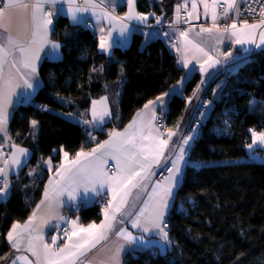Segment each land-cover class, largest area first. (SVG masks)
Listing matches in <instances>:
<instances>
[{"label": "trees", "instance_id": "obj_1", "mask_svg": "<svg viewBox=\"0 0 264 264\" xmlns=\"http://www.w3.org/2000/svg\"><path fill=\"white\" fill-rule=\"evenodd\" d=\"M180 2L137 0L136 6L140 13L170 19ZM51 39L60 45L61 58L41 62V88L30 103L16 107L8 125L12 142L29 149L30 157L11 177L7 199L0 201V256L10 252L5 237L12 224L25 222L41 197L48 178L44 163L50 158L53 166L58 164L61 148L71 153L94 145L88 129L66 116L87 120L91 101L109 96L112 117L102 131L94 133L100 142L110 130L123 128L149 100L168 92L183 75L159 39L142 48V37L136 35L127 48H115L107 57L98 52L94 33L71 26L65 17L53 22ZM219 79L203 94L209 112L201 121L166 217L169 249L126 253L122 264H264V164L248 161L246 152L249 129L264 131V51L252 55L231 75L219 99L211 102ZM123 81L124 98L134 93L130 105L116 96ZM198 84V75H193L185 82L183 94L169 99L166 128L180 122ZM253 100L254 110H250ZM33 120L37 121L35 138ZM67 215L78 217L82 224L101 219L95 204L82 207L76 216Z\"/></svg>", "mask_w": 264, "mask_h": 264}, {"label": "snow or ice", "instance_id": "obj_2", "mask_svg": "<svg viewBox=\"0 0 264 264\" xmlns=\"http://www.w3.org/2000/svg\"><path fill=\"white\" fill-rule=\"evenodd\" d=\"M63 4L68 5L66 14L70 15L74 22L77 21V13L88 12L90 9L96 16L97 22L108 21L107 36L103 27L99 29L101 33L99 48L102 52H110L114 44L120 42L118 39L115 41L111 39L113 31L117 28L119 36L124 37L129 27L127 21L137 20L143 23L148 19V16L135 12L134 0H127L128 11L124 16L115 14L117 6L115 0H83V4H77L76 0H0V134L3 140L0 143V165H2L0 195L7 194L10 171L21 168L30 155L29 149L12 142L11 136L8 135L9 107L12 104V97L16 95L15 89L20 87L17 77L23 80L25 90H34L37 86V63L41 52L47 45H50L54 51L60 47L49 39V35L53 16L65 12L63 7L56 6ZM200 4L203 5L204 16L207 18L210 15L212 20L211 27H200L201 33L216 31L221 33L217 37L221 41L224 34H227L229 38H234L233 42L236 44H256L255 30L264 27V4L259 8L261 18L259 23L249 24L247 20H242L238 25L237 20H232L230 24L225 22L222 26L217 23L219 19L217 7L223 5L221 15L225 21L230 19L232 10H235L236 16L239 17L237 0H200ZM197 7L196 0H192V12L188 13L189 17L196 13ZM181 8H187V0L184 4L176 5L177 22L180 20ZM245 11L254 12L256 9L249 6ZM14 20L19 21L15 33L12 30ZM156 21L160 23L161 18L156 17ZM164 35L167 36L168 33ZM187 35V31H180V37L184 38V55L177 62L182 64L183 68H188L190 62L187 56L188 45H191L196 53L207 57L203 63H200L199 58L193 57L199 63L201 72L220 63L219 59H213L204 48L188 40ZM259 38L260 44L256 45L257 47L264 45V32L259 34ZM177 51L180 52L181 49L177 48ZM17 53L19 60L16 58ZM220 55L230 57L232 53L225 52ZM5 65L14 69V73L9 71L6 76ZM21 66L28 71V75L21 72ZM187 79L188 74H185L168 92L157 96L155 100H149L144 105V111L137 112L123 131L112 129L107 133L109 137L107 140L97 142L96 146L89 150L81 148L71 159L69 153L64 151V162L56 167L55 176L49 177L43 198L32 214L23 225L13 223L7 232L6 239L11 251L5 256H0V260L4 261V264H121L120 254L124 250V244L120 243L121 239L129 244L136 240L145 243L143 234L134 237L125 227L117 226L126 222L130 223L132 228L141 229L142 233H152L161 241L170 243L166 231L165 213L173 196V189L179 184L181 164L187 163L185 160L187 146L193 140V135H181L179 142L173 143L171 153L166 158L165 150L169 149L172 138L177 136L180 124L177 123L175 130L165 128L162 132L160 129L164 126L161 124L160 127H156L153 121L157 119V108L161 116L166 112L168 101L165 97L171 98L183 94V84ZM199 87L198 85L193 92L194 97ZM106 100L107 97H102L98 101H92V120H83L84 124L99 125L100 127L94 130H102L103 124L106 123L105 118L111 115ZM191 100L192 97H189L188 102L191 103ZM255 103L254 100L249 101L250 110H254ZM97 105L101 107L98 109ZM43 110L49 109L43 106ZM149 113L150 118L145 121L144 116ZM204 114L200 113L202 117ZM224 123L228 125L227 120ZM36 125L37 121H31L34 130ZM249 132L251 143L246 147L255 155L256 147L264 146V131L249 129ZM31 135L35 138L34 131ZM88 135L91 140L96 139L91 131ZM165 135L166 138H163ZM5 145L11 149L7 156L3 152ZM60 151L63 149L61 148ZM109 158L115 161L114 170L108 168ZM162 158L168 175L152 181L151 178L156 175L153 168L160 165ZM45 163L51 170V159L49 158ZM134 189L139 190L135 196L138 204L130 205L129 198ZM81 190L85 197L89 193L97 197H110L103 204V219L99 223L93 221L84 225L79 223L78 217L67 219L61 214L60 209L65 206L76 207L74 202ZM142 194L145 195L142 197ZM64 197L67 199L65 200ZM52 220L64 221L70 225L69 228H61L59 223L51 226L58 234L63 232L65 240L62 243L57 242L58 234L50 237V243L45 241L44 228ZM110 237L116 239L112 242V247L103 250L102 257L89 256L97 245L102 241H108ZM147 243L151 244L152 241L149 240ZM25 253H30L34 259H30Z\"/></svg>", "mask_w": 264, "mask_h": 264}, {"label": "crops", "instance_id": "obj_3", "mask_svg": "<svg viewBox=\"0 0 264 264\" xmlns=\"http://www.w3.org/2000/svg\"><path fill=\"white\" fill-rule=\"evenodd\" d=\"M115 2L117 5L115 8V14L118 16H124L125 13H127V11H128L127 0H115ZM196 2L198 5L197 11H196V13H193L192 17L188 16V13L192 12V9H191L192 0H187V8H181L180 16L184 15L185 21H187V22H183L181 17H180V20L177 22V20H176V6L173 8L172 15L169 19V26L168 27H169V34L174 38V41L170 45H167L166 43H164V45L168 48L169 52L172 55H174L177 66L183 71L182 77L185 76V74H188V79H189L193 75H198V77H199V84L198 85L200 86L199 91L197 92V95L191 100V103H189L187 101V105H186L184 114L182 116V119L179 122V124H180L179 132H178L177 136H174L172 138V141L169 142V149L165 150V157L166 158L169 157V154L171 153V148H172L173 143L179 142L180 136L184 133V131L188 127L190 120L192 118V114H194L200 121H203L207 117L208 112H209V106L206 110H200L199 105L202 102V97H203L204 92L206 91L208 86L214 81V79H216L218 76H220L222 71L226 68L229 69V71L232 75L237 73V71H239V69L243 65L247 64L251 60L252 55H254L257 52L264 51V45H260V47L256 46V45L260 44L259 34L261 32H264V27L257 28L255 30V32H256V36H255L256 44H243V45L236 44L233 42L234 38H229L227 36V34H224V38L221 41L220 39H217V37H219L221 35V33L216 32V31H213L212 33H207V32L201 33L200 27L201 26L211 27L212 26V20H211L210 15L207 18L204 16L203 5L200 4V0H196ZM243 2H244V0H237V7L239 9H240L241 5L243 4ZM76 3L77 4H83V0H76ZM184 3H185V0H181L180 4H184ZM136 4H137V0H134V5H133L134 10L136 13H140L137 10ZM56 7L57 8L63 7L65 9V12L54 15L53 16V22L58 17H65L67 19L68 23L74 27H79V25H81V24H90L93 28L92 33H94V35L96 37L98 52L100 54L107 56V57H110L112 55V51L115 48H120V49L127 48L130 45L132 37H134L136 35L142 37V46H141L142 48H144V46L146 44H148L150 41H152L154 39L160 40V39L164 38V36L160 32V30H158L156 28V26L159 24L156 21V17H160L161 21L164 20L163 17L161 15L154 13V12L140 13V14L148 16L147 21H145L143 23H141L137 20L127 21L129 27H128V31L126 32L125 36L120 37L119 36V29L117 28L116 31H113L111 39H112V41H115L118 39L120 42L118 44H114V46L111 48L110 52H102L99 48L100 35H101L99 29L101 27H103L105 29V35L107 36V30L109 28V23L107 20H102L100 22H97L96 16H94L92 14V10L90 9L88 12L77 13V21L74 22L71 19L70 15L66 14L67 13V7H68L67 4L57 5ZM218 7H217V14H218L219 19H218L217 23L220 24L221 26L225 22L230 24L232 22V20H237L238 25H239V22L242 21L240 19V17L236 16L235 10L230 11V19L225 21L221 15L223 10H219ZM153 13L155 15H152ZM259 21H260V19H257L255 21H251L248 23L249 24L259 23ZM18 24H19V21L14 20L13 26H12V30L14 33L18 27ZM52 26H53V23H52V25H50L51 31H50L49 39L52 42H55L51 39ZM180 31H187L188 40L192 41L193 44H198L200 47L204 48L205 51H208L209 55L213 57V59H219L220 63L215 64L211 68H207V71H205V72H201L199 70V63H197V60L194 59L193 57L199 58L200 63H203L204 60L207 59V57H203L201 54L196 53L195 50L191 47V45H188L187 56H188L190 62H189L188 68H183L182 64L177 62L178 60H180L181 56L184 55V38L180 37ZM55 43H57V42H55ZM173 45H175V46H173ZM177 48L181 49V51L178 52ZM225 52H231L232 55L230 57H225L223 55H220V53H225ZM16 58H17V60H19V54L18 53H17ZM60 58H61L60 47L58 50L54 51L51 49L50 45L45 46L44 50L40 54V60L37 63V71H38V68H39V66L43 60L58 61V60H60ZM18 66H19V64H18ZM4 71H5V75L7 76L9 71H12L14 73L15 70L10 69L8 65H5ZM21 72L24 75H28V71L26 69H24L22 66H21ZM36 79L38 80V84L35 87V89L34 90L33 89L25 90L23 87V80H20L17 77V83L20 85V87L15 89L16 95H14L12 97V104L9 107L8 125H9V121L11 119V116L13 114V111L16 109V107L21 105V104L30 103L32 101L33 97L35 96L36 92L41 88L42 83H41V79L39 77V74L36 77ZM202 81H203V83H201ZM185 82L183 84V88H184ZM124 88H125V84L123 81V82H121V86L116 93V96L118 95V97H120V99L125 97ZM133 96H134V93H131L127 98H124L125 103L130 105L132 100H133ZM102 97H107L106 105H107L108 110L111 113V115L109 117L105 118L106 123L103 124V126H102V129H103L104 126L109 122V120L112 117V111H111L112 105H111L109 96L106 95V96H102ZM102 97L95 99V100L98 101ZM169 99H170L169 97H165L166 101H169ZM92 101H91L89 109H88L87 120H92V114H91ZM100 107H101L100 105H97L98 109ZM142 111H144V106L140 110H138L137 112H142ZM137 112H135L133 114V116L131 117V119L124 125V127L121 129H118V131H123V129L136 116ZM200 113H205V114L202 117L200 115ZM150 115L151 114L149 113L148 115L144 116V120L147 121L150 118ZM158 115H161L159 108L156 109V116H158ZM71 120H73V119H71ZM73 121L80 124V125L85 126L86 129H88V131L92 132L93 136H94V133L102 131V130H94V128L100 127L99 125L84 124L81 120H78V118L76 120H73ZM153 124H154V121H153ZM8 125H7V128H8ZM172 128L175 130V127H172ZM161 131L163 132L164 130H161ZM34 132L37 133L36 128H35ZM8 135H9V132H8ZM88 138H89V142L93 143L94 144L93 147H95L96 143H97L96 139L91 140L89 136H88ZM108 138H109L108 135H106V137L100 142H103V141L107 140ZM163 138H166V135ZM2 142H3L2 134H0V143H2ZM250 143H251V140H250ZM10 151H11L10 147L5 145V147L3 148V152H4L5 156H7V154ZM77 151H79V150H77ZM77 151L71 152V153L68 152L69 153V159H71ZM63 152H64V150L59 152L60 161L55 166H53L51 164V170H49L48 164L44 163V167L47 169V172H48V178L46 179V181L44 183L43 190L41 193V197H40L37 204H39L40 200L43 198V192H44L45 186L48 184L49 177H54L55 173H56V167L59 164L64 162ZM246 152H247V160L248 161L264 164V146L258 145L256 147L255 155H253V153L248 148H246ZM29 157H30V155H29ZM29 157L24 161V164L21 168H19V169L14 168L12 171H10V174L8 176L9 188L6 190V193H7L6 196L0 195V201L6 200L7 197L9 196L10 189H11V186H10L11 177H13L19 173V171L27 163ZM114 164H115V161H113L109 158L108 168L111 170H114ZM0 166H2V165H0ZM164 166H166V165L164 163V159L162 158L160 165L154 166L153 171L157 174L158 171ZM168 166H170V165H168ZM185 166H186V163L181 164V173L179 176L178 186L180 185V183L182 181ZM0 179H2V177H0ZM151 179H152V181L157 180L156 175L153 176ZM178 186L173 189V196L169 201V207L165 213V218H164L165 221H166V217L170 211V208L172 206L174 195H175V192H176ZM149 191H150V185H149ZM138 192H139L138 189L133 190V194L129 198L130 205L133 203L138 204V202L135 201V196L137 195ZM144 195L145 194H142V197ZM108 198H110V197H107V196L97 197L92 193H89L87 195V197H85L83 191L81 190L80 195L77 197V200L74 203L83 202L86 206H89V205H92V204H94L100 200H103L106 202V200ZM64 199L66 200L67 198L64 197ZM36 205L33 208V210L36 208ZM68 208H69L68 206H65V207L60 209L61 214L64 215L66 218H68V215H67L68 214ZM33 210H32V212H33ZM65 211H67V214L65 213ZM32 212H31V214H32ZM100 214H101V219L96 223H99L103 219L102 209L100 210ZM72 219H77V218H72ZM57 223L60 224V227L65 224L64 221L52 220L49 225L45 226L44 235H45V241L46 242L50 243V237L52 235L58 234L57 231L55 230V228L51 227L52 225H55ZM23 224H24V222L21 223V225H23ZM84 225H87V224H84ZM117 226L118 227H125L129 232H131L133 234L134 237H139L142 234L145 237V243L144 244H142L139 240L134 241L132 244L127 243L123 239L120 240V243L124 244V250L120 254L121 264H122L123 257L126 253L145 251V250H151V251H157L158 253H164L165 251H167L169 249V243H165L164 241H161L158 236L153 235L152 233H142L141 229L132 228L131 224L128 222H126L123 225H117ZM69 227H70V225H69ZM6 236H7V234H6ZM5 239H6V237H5ZM115 239H116L115 237H110V239L108 241H102L99 245H97V248L94 249L92 251V253L89 254V256L90 257L96 256L98 258L102 257L104 255L103 250L105 248L112 247L113 246L112 242ZM149 240L152 241L151 244L147 243V241H149ZM6 242L8 243L7 239H6ZM57 242H59V238H58ZM10 251H11V249H10ZM25 254L28 255L30 259H34L33 257H31L30 253H25Z\"/></svg>", "mask_w": 264, "mask_h": 264}, {"label": "built area", "instance_id": "obj_4", "mask_svg": "<svg viewBox=\"0 0 264 264\" xmlns=\"http://www.w3.org/2000/svg\"><path fill=\"white\" fill-rule=\"evenodd\" d=\"M262 4H264V0H244L243 4L240 7V15H239L240 19L241 20H247L248 22L255 21L257 19H261L260 15H259V8L262 6ZM249 6H251L252 9H256V11H254V12L245 11V9L248 8ZM218 8H219V10H223L222 5H220ZM180 17H181L182 21L185 22V16L181 15ZM168 26H169V19H164L156 26V28L158 30H160V32L164 36V38H162L160 40L163 43L170 45L173 43L174 38L169 34V27ZM79 29H81L83 31L93 32V28L90 24H81V25H79ZM164 33H168V35L165 36ZM231 75L232 74L230 73L228 68H226L222 71L221 75L219 76L220 77L219 81L212 88V101L211 102H215L219 99L220 92H221L224 84L226 83L227 79ZM208 104H209V102L202 100V102L199 105V109L205 110L207 108ZM161 124L164 127H161L160 130H164L166 128V119H165L164 114H163V116L158 115L157 119L154 121V126H156V127H160ZM200 128H201V121L194 114H192V118L190 120V123H189L188 127L186 128V130L184 131V133L182 134V135H193V140L190 142V145L187 146V153H186L185 159L188 158L189 153H190L191 148H192V145L200 134ZM193 129H195L194 132H193ZM165 167L166 166L162 167L158 171V173L156 174L157 180L160 179L162 176L168 175V173L165 171ZM104 203H105V201L100 200L94 204L99 206L100 210H101ZM75 205H76V207H69L68 208V213L70 215H75V216L78 215L80 209L82 207L86 206L83 202L75 203ZM72 218L73 217H68L67 219H72ZM61 228H69V225L65 223L63 226H61ZM58 235H59L58 244L64 242L65 237L63 236V232H60Z\"/></svg>", "mask_w": 264, "mask_h": 264}, {"label": "rangeland", "instance_id": "obj_5", "mask_svg": "<svg viewBox=\"0 0 264 264\" xmlns=\"http://www.w3.org/2000/svg\"><path fill=\"white\" fill-rule=\"evenodd\" d=\"M192 97V99L194 98V96L192 95L191 96ZM208 107V106H207ZM206 110V109H205ZM68 119H73V120H76L77 118H75V117H72V116H66ZM78 120H81L82 122H83V120L82 119H78Z\"/></svg>", "mask_w": 264, "mask_h": 264}, {"label": "water", "instance_id": "obj_6", "mask_svg": "<svg viewBox=\"0 0 264 264\" xmlns=\"http://www.w3.org/2000/svg\"><path fill=\"white\" fill-rule=\"evenodd\" d=\"M0 264H4V261H1Z\"/></svg>", "mask_w": 264, "mask_h": 264}]
</instances>
